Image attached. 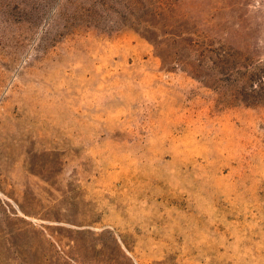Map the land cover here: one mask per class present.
I'll list each match as a JSON object with an SVG mask.
<instances>
[{
    "label": "rangeland",
    "instance_id": "374dc122",
    "mask_svg": "<svg viewBox=\"0 0 264 264\" xmlns=\"http://www.w3.org/2000/svg\"><path fill=\"white\" fill-rule=\"evenodd\" d=\"M0 264H264V0H0Z\"/></svg>",
    "mask_w": 264,
    "mask_h": 264
}]
</instances>
